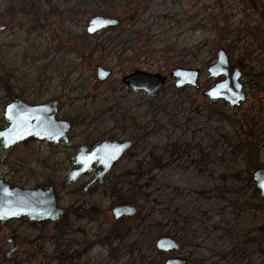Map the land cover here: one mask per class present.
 <instances>
[{
  "label": "rangeland",
  "instance_id": "1",
  "mask_svg": "<svg viewBox=\"0 0 264 264\" xmlns=\"http://www.w3.org/2000/svg\"><path fill=\"white\" fill-rule=\"evenodd\" d=\"M95 17L120 24L89 35ZM221 48L243 75L238 108L169 77L198 69L201 89L212 88L207 69ZM97 66L111 78L99 81ZM136 71L168 81L153 96L134 92L122 80ZM0 73L30 105L58 101L57 118L72 125L65 144L0 147V179L51 186L68 212L0 227V264H161L165 236L189 264H264V204L248 166L264 170V0H0ZM105 140L134 146L96 196L75 195L78 149ZM248 144L262 147L258 159ZM125 202L139 210L121 231L112 210ZM11 237L20 251L9 258Z\"/></svg>",
  "mask_w": 264,
  "mask_h": 264
},
{
  "label": "water",
  "instance_id": "2",
  "mask_svg": "<svg viewBox=\"0 0 264 264\" xmlns=\"http://www.w3.org/2000/svg\"><path fill=\"white\" fill-rule=\"evenodd\" d=\"M119 21L112 18L95 17L88 26L87 33L94 35L107 29L116 28ZM99 81L111 78L112 73L97 66ZM209 78L220 80L212 88L203 92V97L211 101H225L232 108H238L247 100L242 84V73L235 67L225 49H219L217 60L207 69ZM169 77L175 80L176 89L192 87L200 91V70L175 69ZM1 79V73H0ZM168 78L159 74H147L136 71L125 76L123 84L134 92H144L148 96L155 95L162 89ZM59 102L51 101L43 105H30L22 99H14L5 108L4 118L8 127L0 130V142L4 149H11L30 138L46 141L53 144L68 143L72 125L68 121L58 120ZM133 141L105 140L98 144L91 152L82 146L78 149L75 158L76 168L69 175V182H75L85 173L94 171V165L101 167L97 173L99 183L109 173L114 164L133 149ZM254 181L260 190L264 201V170L258 169L254 174ZM94 184V183H92ZM90 186V185H89ZM88 186V187H89ZM67 211L60 208L57 203L56 191L53 187L45 190L44 187L25 189L12 187L8 182L0 179V224L6 225L14 219L28 218L32 222L51 221L58 222ZM137 209L129 204L120 205L113 210L115 220L123 217L132 218ZM179 243L170 236L157 241V250L162 253L178 252ZM18 251L14 247L11 253ZM10 257V255H8ZM164 264H187L181 257L167 259Z\"/></svg>",
  "mask_w": 264,
  "mask_h": 264
},
{
  "label": "flooded vegetation",
  "instance_id": "3",
  "mask_svg": "<svg viewBox=\"0 0 264 264\" xmlns=\"http://www.w3.org/2000/svg\"><path fill=\"white\" fill-rule=\"evenodd\" d=\"M34 140H36V139H34ZM45 143H47V142H45ZM62 144V143H61ZM59 145V144H58ZM93 149H88V151L87 152H90V151H92ZM78 153V152H77ZM77 156V155H76ZM76 158V157H75ZM74 162H75V159H74ZM76 167V166H75ZM94 167V171H91V172H87V173H85L82 177H80L78 180H76L75 182H73V183H79V186H77L75 189H74V191H75V195H83V196H90V197H92L93 195H95L96 196V193H95V191H91L94 187H96V186H101V185H103V183H104V179H103V182L100 184L99 183V180H98V178H97V173L101 170V167H98L97 165H94L93 166ZM106 177V176H105ZM104 177V178H105ZM70 183V182H69ZM92 183H94V184H92ZM90 185V186H89ZM89 186V187H88ZM51 186H44V189L45 190H47V189H49ZM55 191H58V190H55ZM92 193V194H91ZM56 197H57V203H58V195H57V192H56ZM125 204H129V205H131V206H133V207H135L136 209H137V211L139 210L138 209V207L135 205V204H132V202H125V203H120L118 206H120V205H125ZM88 206H92L93 208H94V206L95 205H93V204H90V205H88ZM118 206H116V207H118ZM115 207V208H116ZM114 208V209H115ZM94 209H96V208H94ZM113 209V210H114ZM113 210H112V213H113ZM68 213V212H67ZM67 213H66V215H67ZM65 215V216H66ZM64 216V217H65ZM63 217V218H64ZM113 217H114V215H113ZM135 217V216H134ZM134 217H132V218H129V217H123V218H121L120 220H115V217H114V223H123V222H127V221H129V220H131V219H133ZM62 219V218H61ZM30 222H32V221H30ZM7 225V224H6ZM6 225H1L0 224V227L1 228H4ZM179 243V242H178ZM9 244L12 246V249L14 248V247H18V251H16V252H19L20 251V247L17 245V241H16V239L15 238H13V237H11L10 239H9ZM180 244V249H179V251L178 252H180L181 251V249H182V246H181V243H179ZM11 249V250H12ZM158 251V250H157ZM162 256L163 255H170V257L169 258H173V257H180V256H177L178 254V252H171V253H162V252H160V251H158ZM15 253V252H14ZM174 253H176V254H174ZM8 255H10V257H12L13 256V253H11V251H10V253L8 254ZM8 255H7V257H8ZM9 257V258H10ZM169 258H167V259H169ZM182 258V257H181ZM167 259H165V261L167 260ZM186 259V258H185ZM187 260V264L189 263V260L188 259H186ZM165 261H163L161 264H164V262Z\"/></svg>",
  "mask_w": 264,
  "mask_h": 264
},
{
  "label": "trees",
  "instance_id": "4",
  "mask_svg": "<svg viewBox=\"0 0 264 264\" xmlns=\"http://www.w3.org/2000/svg\"><path fill=\"white\" fill-rule=\"evenodd\" d=\"M0 83H3V85H2L3 86V92L5 94L4 95L5 96L4 99L6 101V103H4L5 105L19 97V95L17 93H14L12 91V89L9 86V83L8 82L7 83L4 82V78L3 77L0 79ZM5 105H3V107ZM1 123H2V126H1L0 129H2L3 127L6 126V122H5L4 118L1 120ZM0 147H1V144H0ZM261 148L262 147L259 144H252V145L248 144L247 147H246V152L248 153L249 157H252V155H255V157L258 159L260 151H261ZM248 166H249L250 172H255L258 169V163L256 164V162H249ZM125 225L126 224L124 222L123 223H116L114 229L120 228V230L122 231L124 229V227H126ZM176 230H178V229H176ZM110 235H113V237L119 236V234H117V231H115V230L110 231L109 236ZM106 236L108 237V234Z\"/></svg>",
  "mask_w": 264,
  "mask_h": 264
},
{
  "label": "snow or ice",
  "instance_id": "5",
  "mask_svg": "<svg viewBox=\"0 0 264 264\" xmlns=\"http://www.w3.org/2000/svg\"><path fill=\"white\" fill-rule=\"evenodd\" d=\"M262 186H264V185H262Z\"/></svg>",
  "mask_w": 264,
  "mask_h": 264
}]
</instances>
